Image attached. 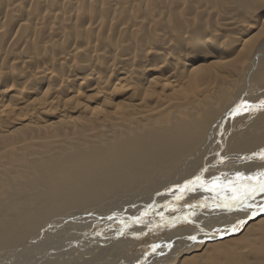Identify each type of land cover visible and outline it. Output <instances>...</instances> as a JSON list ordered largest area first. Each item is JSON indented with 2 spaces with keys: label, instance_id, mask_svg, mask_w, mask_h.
Wrapping results in <instances>:
<instances>
[{
  "label": "bare ground",
  "instance_id": "1",
  "mask_svg": "<svg viewBox=\"0 0 264 264\" xmlns=\"http://www.w3.org/2000/svg\"><path fill=\"white\" fill-rule=\"evenodd\" d=\"M22 1L0 0V8L16 11L23 7ZM59 1L50 5L51 0H32L40 5L34 14L17 13L14 23L19 34L26 25L33 32L42 28L33 51L23 49L27 37L13 47L18 33L11 30L5 35L8 22L0 19V38L6 37L10 46L4 69H15L12 77L20 83L15 88L0 85V135L12 138L10 144L19 139L16 145H5L14 149V160L0 155V264H183V255L191 252L199 261L212 239L220 237L222 242H216L220 244L228 241V235L263 226L264 193L240 208L225 205L231 203L232 185L244 182L236 173L253 176L251 183H255L256 174L264 172L256 167L264 150V106L260 104L264 101V14L260 21L252 10L248 21L235 18L237 14L217 19L222 29L240 30L227 33L235 43L229 45V52L237 58L220 57V52L217 57L209 49L200 58L218 65L204 75L194 67L200 59L197 55L171 52L169 42L151 43L150 30L154 39L174 37V30L158 25L170 9L166 0H154L153 15L135 17H128L125 6L135 7L142 0ZM195 1L175 0L171 6L191 3L200 11ZM106 7L114 12L111 18L105 14ZM250 7L257 4H248L245 10ZM107 25L110 34L102 32ZM250 30L263 34L245 39ZM176 34L182 42L198 43L197 50L210 43L198 39L193 27ZM157 48L165 51V64L180 56L184 65L193 61V67L179 69L175 60V66L163 69L164 58L148 62L150 55L160 52ZM108 73L124 89L130 76L137 81L149 79L154 88L145 90V98L153 103L148 107L145 102L122 99L102 114L100 106L112 105L114 100L106 85H100L110 87ZM188 82L192 87L179 99L160 98ZM81 92L93 94L82 102ZM242 101L246 104L238 108ZM20 113L24 114L20 127L12 129ZM82 115L91 122L84 133L54 134L57 127L80 124ZM17 129L43 137L20 139ZM45 133L50 137L44 138ZM29 145L28 152L20 151ZM197 176L198 182L186 183ZM178 200L182 208L174 205ZM86 222H93V227L78 247L75 238L73 243L66 235L75 234L72 229ZM192 236L196 239H189ZM234 252L236 257L242 254Z\"/></svg>",
  "mask_w": 264,
  "mask_h": 264
},
{
  "label": "rangeland",
  "instance_id": "2",
  "mask_svg": "<svg viewBox=\"0 0 264 264\" xmlns=\"http://www.w3.org/2000/svg\"><path fill=\"white\" fill-rule=\"evenodd\" d=\"M142 1L143 2L145 1L144 4H143V2L141 3L142 5L140 3H138V4H135V7L134 6L131 7V5H126L125 6L127 8L126 14L128 15V17H131V16L135 17L137 15L139 16L141 14H146V13L148 15H150V14L153 15L154 14V10L152 12L151 9H153V7H154L153 4L156 3V2H154V0H150V1L148 0L149 3H147V6L149 5V7H147V6H144V5H146L145 3L147 1L146 0H142ZM174 1L175 0H172V2L170 0H166L165 4H168L169 7H170V9H169V11H168V13L166 14V17H165V21L166 22L162 18L163 20L161 19V21L158 23V25H160V23H162L163 26L165 25V28L167 30H169V31L170 30H174L172 32V33H175V34H173L174 37L170 41H165V39L163 40V38L162 39H154V37L152 35L153 33H152L151 30H150V34H148V36L150 38V41L152 39L151 43L157 42V43H155L156 46L157 45H161L163 43L167 44V42H169L170 45L172 44L171 45L172 49H170L171 52L178 53V55H179V54H185L186 51H190V52H192L191 54H193L195 56L196 55L198 56V57H196V59L202 57L203 56L202 53L206 54V51H208L209 49H210L209 51H213L214 50L213 52L215 54L220 52V55H222L220 57L227 56V54H231L232 57L236 56V54L230 53L231 51L229 52V50L231 48V46H229V45L235 44L233 39L230 38V35L232 34L231 33L232 31L230 32L229 29H232L233 32H234V30L236 32V30H238V29L237 28H235V29L229 28V29H226V30L222 29V28H220V24H219L217 19L220 18L219 19V21H220L222 19V17H224L226 15H229V14L231 15L232 14V16H233V14H235V15L237 14L236 16L234 15L235 18H238V19L240 18L239 20H241V19L246 20V17L249 15V13H251L250 11L252 10V12L254 11L255 14L257 15V16L255 15L254 19L257 18V21H260L262 16H263V14H264V0H208V1L201 0L202 3H200V1L197 0V2H199V4H196V5H198V6L200 5V8L204 9L203 12H201L202 9L201 10L199 9L200 11H198V9L196 8L197 11H198L197 12L195 7L194 6L192 7L191 3H190V5H186V6L184 5V7H183V4H181L182 6H180L179 2L176 3L177 5L180 6V9L181 8L183 9V12L185 11L184 13L181 11L182 9L179 10V13L176 11L179 8V6H177L175 4H174L175 6L174 5L171 6V3L173 4ZM53 2H54V4H57L60 1L58 0V2H57L56 0H53ZM197 2L195 1L194 3H197ZM252 3L257 4V8L253 9L252 7H250V10H248V11L245 10L247 8L248 4H252ZM99 4L102 5L101 3H99ZM150 4H152L151 5L152 7H150ZM205 4L208 5L209 11L207 10V7H206ZM21 5H23V7L17 9L16 11H12V10L6 9L3 6L0 8V19L4 20L5 22H8L7 32L5 33V35H7V33H9L11 30H14L15 33L17 31V33H18V29H17V27H16V25L14 23V20H15L16 16H18V15L19 16H23L24 14H27V13L34 14L35 11L37 10V8L40 6V5H36V2H32V0H23ZM50 5H53L52 0H51ZM250 6H253V5H250ZM29 7H30V11H29ZM193 9L196 11V13H195V11ZM8 10H9L10 13L8 12ZM137 10H138V12H136ZM19 11H21V12H19ZM132 11H134V12H132ZM173 11L176 13L175 15H174ZM12 12H13V14H11ZM17 13H18V15H17ZM187 13L190 14V16L188 18H187V15H186ZM86 14L84 16H86ZM105 14H106L107 17L111 18L114 15V12H112L108 7H106L105 8ZM180 15H182V16H180ZM191 17H192V19H191ZM82 18L84 19V17H82ZM183 18H185V21H184ZM158 19L159 18H157V20ZM186 19H187V21H186ZM213 19H216V20H213ZM104 20L108 21L105 17H104ZM194 20L197 23H195ZM248 20L249 19L247 17L246 21H248ZM251 20H253V19H250V21ZM213 23H215V26H213L214 25ZM105 24H108V22H105ZM116 24H117V22L114 23V28H115ZM167 24H169V25H167ZM187 24H188V27H187ZM211 24H213V25L211 26ZM105 27H106V29H105ZM105 27L102 30V32H105L106 34H110L111 32L109 30H107V27H110V26L107 25ZM191 27H193V33H194V35L197 36L198 39L205 40V41L208 40L205 43L208 44L209 41H210V43L207 46L206 45H204V46L201 45L203 47H200L197 50V47L200 46L198 43L194 42L195 46H193V43L182 42L179 39V37H178V35L176 33L179 32V31H184V30H186L188 28H191ZM215 27L216 28L218 27L216 32L213 31L212 33H210L212 31V29H216ZM30 29H32V26L28 27V25H26V27H23V28L20 29V34L18 33V37L15 40V44L13 45V47L16 46V45L18 46V44L22 40H24V38L26 39V37H27L28 41H27L26 44H24L25 46H23V49L25 51H31L34 48L35 45L40 43V39L42 38V35H43L42 28H41V30H40V28H36L34 30L35 32H33ZM104 30H106V31H104ZM228 32H230L231 34H227ZM238 32H240V30H238ZM198 33H200V34H198ZM208 33L211 34V35H209ZM262 34H263V32H259L257 34V31L250 30V31H247L245 33L244 37H245V39H247L249 37L257 38V37H261ZM37 36H38V38H37ZM201 36H204L205 38L201 37ZM30 42H31L32 46L30 45ZM218 43H219V46L221 47L220 49L218 48L219 47ZM26 45H27V47H26ZM188 45H190V46H188ZM209 46L211 48H209ZM215 48H216V50H215ZM8 49H10V46H9V44L6 43V37L3 38V35H1V38H0V85L1 86L7 85V86H11V87L15 88V87H19L20 86L19 81L12 77L15 69H9V68H8V70L4 69L5 64H6V55H7L6 50H8ZM157 49L160 52H156V54L150 55L147 58V61L148 62L149 61L157 62L159 59L161 60V59L164 58V61L161 64V68H163V69L166 68V67L167 68L173 67L177 63L178 66H179V69L188 70L189 67L193 65V61L192 60H191L192 61V65H184V61L185 60H183L180 56L178 58V61L176 59L172 58V60H171L172 62L170 61V63L165 64L167 62V59L165 58V51H163L161 48H157ZM217 49H219V50L217 51ZM170 50L167 51L168 54L171 55V56H174V54L171 53ZM36 51H37V49H36ZM195 51H196V53H195ZM198 51H201V52H199L200 54L198 53ZM7 52L9 53V50ZM216 56L218 57L219 54H217ZM217 57H215V58H217ZM236 58H237V56H236ZM1 59H3L2 62H1ZM198 60L199 61H197L195 63L194 67L199 68L198 70H200V69L205 70L203 72L201 70L202 74H204L206 72L204 75H206L208 73V70H210L213 66L218 65L216 61H214L213 59H210V58L209 59H205V60H202V58H200ZM131 62L135 63V67L138 66L136 59L131 60ZM1 63H2V66H1ZM169 65H171V66H169ZM197 65H199V67ZM196 68H194V69H192L190 71L189 79L192 76H194L193 71ZM214 70L215 69H213V71H211V72L214 73L215 72ZM1 71H3V72H1ZM146 74H148V73H146ZM107 79L108 80L111 79L110 87L107 86L106 83H101L100 85H102V84L106 85V87L108 88L109 93L111 95V99L114 98V100H112V105L110 104V105H101L100 106L102 108V111H103L102 114H107L110 111V109L112 108V106L115 105V104H113V102H116V104H117L122 99H125L127 101H129L131 99V100L136 101V102H145V104L148 107L153 103V102L146 101V98H145V90H146V92H148L149 90L154 88V86L149 81V79L146 78L143 81H137L134 76H130L127 79L126 83H125L126 86L128 87L127 89L122 88L121 85L117 86V83H116L117 79H115L114 74L108 73L107 74ZM100 85H99V87H100ZM191 87H192V85L188 82V84L183 85L180 88H177L175 90L166 92V94L161 95L160 98L163 100L164 98H167L169 96L172 99H179L180 97L184 96L185 91L188 90ZM155 88L157 90H159V88L157 87L156 83H155ZM98 92H103V91L98 89ZM44 93L47 96H49L47 92L44 91ZM81 93L83 95V92H81ZM87 94H88L87 96H89L91 98L93 93L91 94V92H88ZM63 95H67V94L64 92ZM87 96L84 94L80 101L85 102L87 100L86 98H89ZM154 96H156V95H154ZM102 99L103 98H100L98 100V102H102ZM8 100H9V97H6L5 101H8ZM73 116H77V115L73 114ZM18 117H19V119H18L17 123H15L16 120L12 121V123H11L12 129L20 127L18 123L20 122V120L22 118H24V114L20 113V115ZM80 119H81V122L77 126L72 127V128L57 127L56 128V132L54 134L64 135V134H68V133H74L75 135H78L80 133H84L86 127L89 126L91 124V122L86 119V115H82L80 117ZM148 119L151 120L153 118L149 117ZM99 130L101 132H103L101 129H99ZM21 131H23V132H21ZM15 133L17 134V136L21 137L20 139L25 137V138H28V140L30 139V136L35 138V137H39L40 135H42L41 133L39 134V132L28 133V132H25L24 130H20V129H17V132H15ZM37 134H39V135H37ZM44 136H45L44 138L50 137V134H46L45 133ZM9 137H12V136H9ZM40 137H43V135L40 136ZM12 140H13L12 138L8 139V137H4L3 135H0V151H1L0 155H2V154L6 155L7 158L10 161L14 160L13 158L16 157V154H15L14 149L5 148V145H7V144L8 145H13V144L16 145L17 142H18L17 140H19V139L16 140V143L12 142L10 144V142ZM14 141H15V139H14ZM45 142H48V140L47 141H45V140L42 141L44 147H46V145H47V144H45ZM23 144H25V143H23ZM36 144H38V146L42 145L40 142H36ZM28 148H31V146L30 145L27 146L26 149L23 148L24 150L20 149V151H26ZM37 149H42V148L38 147ZM27 152H28V150H27ZM2 160H4V159H2ZM256 167L260 168L261 170H264V159H261L260 161H258V163L256 164ZM252 170H254V169H252ZM259 195H263V194L261 193ZM180 200H178L177 202H174V205L176 207H178V208L180 206L182 208V205H183V204H176V203H180ZM106 218H111V217H106ZM260 222L264 224V219L261 220ZM92 223L90 222V224H88V222H86V223H83V224H80V225L76 226L72 230H73V232H76L78 234L76 235V233H75L73 235H66V237H69L71 240H72V237H74L75 238L74 241L79 243V244H76V245H78V247H80V244L83 241V237L86 236V235H90V231H88V230H90V228L93 227V226H91ZM69 230H71V229H69ZM219 240H221L220 237L217 238V239L210 240V245H211V243H213L214 245L211 246V247H210V245H208L205 248L206 251L202 252L200 254L201 258L199 259V261H196V259L194 258V256H193L194 252L184 254L183 256H184L185 262L183 264H264V225L263 226H258L256 228L252 229L251 231H249V229H248V230H246V232L243 231V232H240V233L228 235V236H226V239H225V240H228L227 242H223V243H220V244L216 243ZM74 241L72 240L73 243H74ZM221 242H222V240H221ZM233 250L236 252V253L234 252L235 254H238V253L242 252L241 256L240 257L234 256L232 254ZM195 253H199V252L196 251Z\"/></svg>",
  "mask_w": 264,
  "mask_h": 264
},
{
  "label": "snow or ice",
  "instance_id": "3",
  "mask_svg": "<svg viewBox=\"0 0 264 264\" xmlns=\"http://www.w3.org/2000/svg\"><path fill=\"white\" fill-rule=\"evenodd\" d=\"M246 102H241V105H238L237 107H241L245 105ZM261 106H264V101L260 102ZM248 107H244V111H248ZM237 114L236 110L233 111V115ZM262 159H264V150L259 153ZM236 176L238 180L243 178V183H234L232 187L229 189L231 191L232 195L230 197L231 203L226 204V207L229 208H240L242 206L248 205V202L255 198L257 194L264 193V172L257 173L256 176L259 177V179L256 180L255 183H251V181L254 179L253 176L243 177L242 173H236ZM200 180V177H196L195 181H188L187 184L195 183ZM231 183V182H230ZM215 187H219L218 185H214ZM208 190H213V188H210ZM261 211H264V208H261ZM255 214V213H253ZM189 239L195 240L196 238L194 236L189 237Z\"/></svg>",
  "mask_w": 264,
  "mask_h": 264
}]
</instances>
